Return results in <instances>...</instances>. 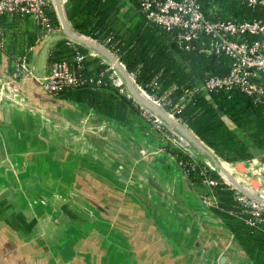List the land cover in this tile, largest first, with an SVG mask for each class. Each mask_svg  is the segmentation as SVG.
<instances>
[{
	"label": "crops",
	"instance_id": "0c3cea01",
	"mask_svg": "<svg viewBox=\"0 0 264 264\" xmlns=\"http://www.w3.org/2000/svg\"><path fill=\"white\" fill-rule=\"evenodd\" d=\"M6 29L0 94L8 99L0 98L12 103H0V264H252L144 119L128 130L42 92L35 78L48 74L64 38L36 57L52 34L29 46L39 37L29 21L14 17ZM21 57L33 77L8 89Z\"/></svg>",
	"mask_w": 264,
	"mask_h": 264
},
{
	"label": "trees",
	"instance_id": "16d2710c",
	"mask_svg": "<svg viewBox=\"0 0 264 264\" xmlns=\"http://www.w3.org/2000/svg\"><path fill=\"white\" fill-rule=\"evenodd\" d=\"M128 2L68 0L64 11L71 29L110 51L146 96L156 100L171 89L169 105L165 104L164 110L219 159L233 164L252 159V150L264 154V106L254 103L239 89L210 93L213 103L196 93L184 108L179 109L184 90L194 89L209 76H226L231 60L199 53L201 43L198 41L192 43L194 50H183L177 43V30L166 31L150 23L141 12L138 0ZM197 3L203 15L212 22L264 21V10L252 8L247 0H197ZM46 13L53 29H59L55 13L51 10ZM11 20L0 18V34L7 32L6 26ZM36 39L30 38L29 46H34ZM76 52L84 56L81 63L74 60ZM88 54V50L65 39L57 41L49 55V63L66 62L76 77L86 83L62 88L50 97L86 107L130 130L135 124L134 119L140 120L145 109L128 96L124 85H116L117 75L106 63L98 57H88ZM145 95L142 97L147 98ZM214 105L230 119L234 129L224 124ZM162 148L181 165L187 180L201 192L200 198L210 193L214 196L216 206L211 212L222 220L245 258L252 264H264V221L248 225L246 221L250 217L241 214L234 191L223 184L216 173L205 170L186 149L168 143ZM205 178L217 185L207 188L203 185Z\"/></svg>",
	"mask_w": 264,
	"mask_h": 264
},
{
	"label": "built area",
	"instance_id": "2783aa9c",
	"mask_svg": "<svg viewBox=\"0 0 264 264\" xmlns=\"http://www.w3.org/2000/svg\"><path fill=\"white\" fill-rule=\"evenodd\" d=\"M59 1L64 8L68 0ZM138 2L141 12L146 15L150 23L166 31H178L176 37L177 43L183 50H194L192 43L198 41L201 43V47L198 50L199 53L223 56L231 60L229 72L226 76H209L204 83L194 89L184 90L183 96L178 103L179 109L184 108L186 103L196 93L203 95L218 93L219 91H229L234 88L239 89L244 95L250 97L254 103L264 106V21L243 22L239 24L212 22L200 11L197 0H138ZM247 2L254 9L264 10V0H247ZM47 10L55 13L52 0H0V18L11 20L16 17L22 21H29L31 29L39 35L36 44L44 36H48L58 30L53 29L50 24V19L46 13ZM201 35L205 36V39L200 37ZM6 43L5 34H0V51L6 48ZM87 56L96 57L90 51ZM83 59V55L78 52L75 53L74 60L77 63H81ZM25 75L33 77L27 58L21 57L16 60L11 80L13 82L21 81ZM80 79L76 77L70 66L64 61L50 65L46 76L35 78L42 92L48 96L62 88L86 83ZM116 85L122 86L124 83L117 77ZM139 90L145 95L140 88ZM171 92L172 90L170 89L164 96L156 100L145 96L152 104L164 110L163 106L165 104L169 105L168 101ZM128 96L130 97V95ZM166 113L170 117H173L171 113ZM142 118L152 129L161 134L166 143L183 147L205 170L211 172L201 161L192 155L191 152L194 150L192 146H186L182 142L185 139L174 133L171 129H168L157 116L145 110L142 113ZM103 125L105 126V124ZM219 160L221 163L227 164L221 159ZM261 161H264L263 153H261L259 158L252 157V159L238 162L245 166H251L249 169L252 172V176L259 177L260 174L264 175V162L261 163ZM178 166L182 170L181 165L178 164ZM249 172L246 169L244 174H248ZM183 175L186 177L184 173ZM219 177L223 184L234 191V197L239 204L241 214L250 217L246 223L253 226L255 222H263L264 205L243 196L222 176ZM236 180L238 179L236 178ZM203 185L207 188H213L217 183L205 178ZM239 185L252 195L264 200L263 196L253 191L250 185L246 187L242 181ZM200 203L203 209L211 212V209L216 206V199L210 193L206 197L200 198Z\"/></svg>",
	"mask_w": 264,
	"mask_h": 264
},
{
	"label": "water",
	"instance_id": "95a60500",
	"mask_svg": "<svg viewBox=\"0 0 264 264\" xmlns=\"http://www.w3.org/2000/svg\"><path fill=\"white\" fill-rule=\"evenodd\" d=\"M127 3L128 0H126ZM56 19L59 25V29L52 33L49 37H47L41 45H39L36 57L39 56L42 49L45 47L46 43L49 41V39L52 38H64L65 40L78 45L93 54L96 55V57L100 58L104 63H106L111 70L118 71L124 86L127 90V92L130 94V96L145 110L148 112H151L155 116H157L159 119H161L167 126L171 127L173 130L177 132L178 135H180L182 138H184L191 146L192 148L199 152L204 158H206L217 170V175L222 176L230 185L234 187L235 190L240 192L243 196L254 200L260 204L264 205V200L252 195L248 191H246L244 188H242L235 179L228 174L222 167H221V161L219 158L208 148L206 147L191 131L186 129L184 126H182L179 122H177L173 117H170L163 109L158 108L154 104L148 103L142 98V92H140L139 87L136 86L134 83L132 77L129 75V73L126 71L122 63L108 50H106L103 46L98 44L97 42L91 40L90 38H87L85 36H82L76 32H74L65 15L64 8L61 6V3L59 0H52ZM35 59V63H36ZM34 63V65H35ZM34 73H36L34 71ZM25 78H29L28 75H25ZM5 79V78H4ZM4 85L7 86L8 89L11 87H16V84L11 81L10 79H5V82H3ZM11 91V90H10ZM207 100H209L211 103V97L209 94H203ZM0 96L4 99H6V96H3L0 94ZM215 110L217 111L219 117L224 122V124L229 129H234V124L230 121V119L224 115L222 111L219 110L217 106L214 105ZM140 156L147 158L149 154V150H139L137 151ZM251 155L253 158H259L261 156L260 151L258 150H252ZM184 180H187V178L184 176Z\"/></svg>",
	"mask_w": 264,
	"mask_h": 264
},
{
	"label": "rangeland",
	"instance_id": "374dc122",
	"mask_svg": "<svg viewBox=\"0 0 264 264\" xmlns=\"http://www.w3.org/2000/svg\"><path fill=\"white\" fill-rule=\"evenodd\" d=\"M0 92H1V90H0ZM10 99H12V101H14V102L15 101H22L24 103V105H26V106L29 105L28 101L19 98L18 95H16V94H12L10 96ZM0 103H8V104H10L12 102H9V101L6 102L5 100H1V98H0ZM162 123H164V122L162 121ZM164 125H166V124L164 123ZM166 127L168 129H171L174 133L177 134V132L175 130H173L171 127H169L167 125H166ZM263 162L264 161H261V163H263ZM227 166L230 169V171L233 172L232 175L235 178H237L240 183L242 181L244 186H246V187H248L250 185V187L252 188L253 191L261 194L263 196V198H264V175L260 174L259 177L258 176H252V172L249 169L251 166H248V165L245 166L244 164H241L239 162H236V163H233V164L227 163ZM246 169H248L250 171L248 174H244V171ZM256 171H258V170L256 169ZM227 172L229 173V171H227Z\"/></svg>",
	"mask_w": 264,
	"mask_h": 264
},
{
	"label": "bare ground",
	"instance_id": "6f19581e",
	"mask_svg": "<svg viewBox=\"0 0 264 264\" xmlns=\"http://www.w3.org/2000/svg\"><path fill=\"white\" fill-rule=\"evenodd\" d=\"M121 81H122V79H121ZM123 82V81H122ZM143 98V97H142ZM144 100H145V98H143ZM146 101V100H145ZM148 102V101H147ZM148 103H150V102H148ZM152 104V103H151ZM153 105V104H152ZM105 127V126H104ZM221 165V167L227 172V171H229V173L228 174H230L234 179H235V181L239 184L240 182H238V180H236V178L232 175V173L233 172H231L230 171V169L228 168V166H227V164H223V163H221L220 164ZM207 167V166H206ZM208 168V167H207ZM209 170H210V168H208ZM227 169V170H226ZM211 172H212V170H210Z\"/></svg>",
	"mask_w": 264,
	"mask_h": 264
}]
</instances>
